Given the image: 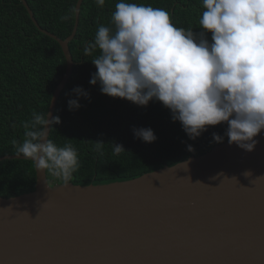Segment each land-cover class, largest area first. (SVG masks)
Here are the masks:
<instances>
[{"label":"water","instance_id":"1","mask_svg":"<svg viewBox=\"0 0 264 264\" xmlns=\"http://www.w3.org/2000/svg\"><path fill=\"white\" fill-rule=\"evenodd\" d=\"M21 1L67 60L48 110L54 117L74 69L69 45L84 0L66 39L42 28ZM256 139L252 152L227 140L106 184H52L36 169L34 191L0 198V264H264V130Z\"/></svg>","mask_w":264,"mask_h":264},{"label":"clouds","instance_id":"2","mask_svg":"<svg viewBox=\"0 0 264 264\" xmlns=\"http://www.w3.org/2000/svg\"><path fill=\"white\" fill-rule=\"evenodd\" d=\"M98 7L105 0H95ZM200 32L175 26L171 13L151 5L119 0L112 12L115 31L99 25L88 42L85 55H95L97 71L90 83L113 98L138 106L157 100L170 109L191 139L209 126L228 125L229 144L252 152L264 130V0H201ZM73 6L61 21L75 18ZM211 33V42L207 33ZM77 97L88 98L82 87ZM69 110H78V99H69ZM61 123L59 116L32 113L23 122L22 142L13 139L17 157L33 162L36 169L68 185L78 170L79 155L71 143L58 145L49 138L50 126ZM136 138L146 143L157 136L151 128H133ZM213 141L223 142L218 133ZM94 151L103 154V141H93ZM113 154L125 148L115 142ZM188 151H194L188 145Z\"/></svg>","mask_w":264,"mask_h":264},{"label":"trees","instance_id":"3","mask_svg":"<svg viewBox=\"0 0 264 264\" xmlns=\"http://www.w3.org/2000/svg\"><path fill=\"white\" fill-rule=\"evenodd\" d=\"M78 0H27L40 26L66 39L71 35L75 18L61 21ZM119 0H105L98 7L95 0H84L80 24L70 50L75 62L72 75L57 103L55 116L61 123L52 125L49 138L58 145L71 143L78 150L79 168L70 183L75 185L106 184L139 177L166 165L173 166L191 156H199L226 142L228 125L209 126L196 139H191L179 121H173L170 109L153 100L138 106L123 98L103 94L100 85L90 80L97 71L92 55L84 54L85 45L94 39L99 25H115L111 15ZM163 8L171 13L177 27H191L200 32L199 18L204 10L201 0H126ZM211 42V33H207ZM67 60L58 41L41 32L21 0H0V157L15 155L13 139L23 141V122L35 111L47 114L52 96L61 82ZM89 93L77 97L76 87ZM69 99H78L81 107L70 111ZM151 128L157 139L146 143L135 137L133 128ZM218 133L223 142L213 141ZM93 141H103V154L94 151ZM122 144L125 151L113 154L111 143ZM192 145L194 151H188ZM53 184L63 181L50 173ZM36 167L28 159L0 161V198L34 191Z\"/></svg>","mask_w":264,"mask_h":264},{"label":"rangeland","instance_id":"4","mask_svg":"<svg viewBox=\"0 0 264 264\" xmlns=\"http://www.w3.org/2000/svg\"><path fill=\"white\" fill-rule=\"evenodd\" d=\"M53 182H54V181L52 180L51 183L53 184Z\"/></svg>","mask_w":264,"mask_h":264}]
</instances>
